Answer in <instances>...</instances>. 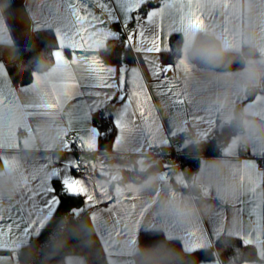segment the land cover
Here are the masks:
<instances>
[{
    "label": "crops",
    "instance_id": "0c3cea01",
    "mask_svg": "<svg viewBox=\"0 0 264 264\" xmlns=\"http://www.w3.org/2000/svg\"><path fill=\"white\" fill-rule=\"evenodd\" d=\"M101 2L105 0H0V45H30L33 33L44 29L52 30L55 35L57 32L70 33L80 27L79 15L99 12L98 4ZM197 2L201 10L208 14L215 13L229 0ZM231 3L229 10L234 13L228 22L231 32L205 27L191 34L187 41L181 36L182 50L179 56L187 52L189 62L197 69L188 84L191 102L173 113L167 101L153 97L151 104L155 106L156 116L148 128L157 138V145L165 147L172 138L179 137L184 125L189 123L193 139L183 140L178 145L180 151L186 152L187 146L203 143L214 131L220 132L229 125L237 108L242 106L243 126L229 138L221 152L217 155H201L197 168L188 177L176 166L161 163L159 158L147 155L149 148L141 150L137 144L140 133L136 131L123 133L120 146L114 148L112 142L110 151L101 150L99 141L95 150H85L86 158L92 165L95 164V168L91 176L84 177H90L94 186L99 183L109 194L114 195L119 189L122 194L135 196L130 201L134 208L119 224L114 223L115 214L111 217L101 214L100 219L94 220L91 212L95 209L89 210L91 227L103 247L108 264H135L139 235L145 231H161L167 239L178 240L185 250L183 242L193 239L191 230L195 227L212 230L204 250H214L216 241L221 237L238 240L252 237L248 247L253 250V258L242 264H264V177H261L264 176V169H259L261 163L264 166V160L261 162V158H264V103L249 102L246 96L249 88L257 87H261V90L254 96L264 94V0H231ZM168 4L164 18L166 25L179 19L177 0H168ZM160 5L161 0H149L141 7L139 14L146 16L149 10L158 9ZM107 11L109 9H105L101 15H106ZM132 23L135 24V21ZM113 27L119 31V25ZM113 27L98 25L93 30L90 44L86 45L88 50L77 55L96 57L105 66H117L105 61L102 55L110 41L117 38ZM197 33L222 37L225 46L230 47L229 53L243 54L242 66L213 70L197 65L188 54V46ZM231 33L236 35L235 43ZM121 34L126 37L125 32ZM133 53L137 59V54ZM165 62L170 60L166 57ZM0 63L7 77L5 84L0 85V101H3L0 105V212L7 215L18 203L15 198L23 187L25 177L33 172H41L45 166L50 169L48 174L55 172L56 168L64 172V166L75 160L73 148H65L66 131L73 132L72 129L77 126H85L82 134L91 136L95 113L114 106V121L119 106L115 102L108 103L110 90L85 87L90 83V73L83 62L72 63L69 60L58 67L54 61L48 70L37 72L34 77L54 85L62 93L63 108L54 110L49 116H41L33 106L42 104L44 97L28 90L32 82L14 85L6 65L2 61ZM135 63L133 65L145 70L146 74L145 66ZM76 83L80 85L78 88H69ZM80 92L89 94L77 105L76 97ZM184 108L201 115H211L214 123L208 126L203 121L193 122ZM81 109L92 112L86 125L82 124ZM69 119L72 125L68 124ZM170 128L176 133L174 137L169 134ZM116 135L115 128L113 141ZM165 165L171 167L170 175L167 181H162ZM142 174L146 176L140 178L144 176ZM135 175L138 180L134 178ZM197 184H202L203 188H198ZM96 191L98 193L99 190ZM238 199L245 203H238ZM179 203L186 208L183 213L175 210ZM98 207L103 209L106 205ZM142 210V215H134ZM102 221L108 227V233L104 236L101 235L105 227ZM121 228L126 230L121 232ZM130 233L137 234L135 242L130 238ZM15 257V251L11 258L5 253L0 264H21L20 258ZM77 257L83 258L79 254L68 255L66 264L69 258ZM199 264L222 263L215 255Z\"/></svg>",
    "mask_w": 264,
    "mask_h": 264
},
{
    "label": "snow or ice",
    "instance_id": "6c2138e0",
    "mask_svg": "<svg viewBox=\"0 0 264 264\" xmlns=\"http://www.w3.org/2000/svg\"><path fill=\"white\" fill-rule=\"evenodd\" d=\"M148 2L149 0H105L98 4L99 12H87L86 15H79V28L70 33H56L58 47L52 55L57 66L62 67L69 60L72 63L83 62L90 73L88 77L90 83L85 87L110 90L108 103L115 102L119 106L118 114L113 121L117 130L113 141L114 148L120 146L123 133L133 131L140 133L137 144L141 150L158 146L157 138L148 131L150 122L156 116L155 106L151 104L153 97L167 101L173 113L181 110L185 104H190L192 94L188 91V84L193 72L197 69L189 62L187 52L182 56L176 55L173 47L176 44V39L173 37L181 38L183 36L187 41L191 34L205 27H216L231 32L228 26L229 20L234 15L229 10L232 7L231 0L215 13L208 14L201 10L197 0H177L179 19L167 25L164 23V18L165 10L169 7L168 0H161L160 7L149 10L146 16L140 15L141 7ZM105 9H109V11L106 12V15H101ZM133 21L135 24L132 23ZM130 24L131 27H129ZM98 25H110L111 27L119 25V31L113 27L117 38H120L121 32L126 33L123 44L137 54L135 64L142 63L145 66L146 74L145 70L138 66H105L96 57L87 58L77 55V53H84L88 50L86 45L90 44L93 30ZM231 35L235 43L236 35L235 33H231ZM213 54V52H209V55ZM166 57L170 62H165ZM6 79L5 68L0 63V85H4ZM79 86V83H76L70 85L69 88L74 89ZM28 90L44 97L42 104L33 106L41 116H49L54 110L63 108L62 93L58 92L54 85L34 77L31 88ZM9 91L11 92V89ZM86 94L89 93H79L76 97L77 105ZM247 99L249 102L264 103V94ZM2 104L3 101H0V105ZM12 110L14 108L10 111ZM81 110L83 111V109ZM183 110L192 117L193 122L203 121L208 126L214 123V117L211 115H201L188 108ZM90 113L92 112L83 111V125L87 124ZM61 122L63 123V121ZM68 124L72 125L71 119ZM84 127L77 126L72 129L75 132V139L66 142L67 150L73 146L80 151L95 150L98 147L99 130L93 127L92 135L86 136L82 134ZM169 134L173 137L176 135L171 128ZM68 135L70 132L66 131V138ZM64 167V172H60L56 168L55 172L48 174L50 169L45 166L41 172H33L30 176L25 177L23 187L15 198L18 203L9 210L7 215L0 212V260L4 258L5 253L11 258L14 251L16 252L15 258L18 259L19 252L17 250L30 244L35 237L41 234L65 199L82 198L84 201L80 207L70 209L69 214L74 218H79L82 214L87 215L90 209H95L91 212L94 220L100 219L101 214L110 217L115 214L114 223L117 224L122 223L130 209L134 208V204L130 203L135 199L134 195L122 194L119 189L113 195L106 192L99 183L94 186L90 177H84L80 173V164L76 160ZM93 167L95 168V164ZM170 168L169 165H165V172L161 176L162 181L168 180ZM100 174L102 175V172ZM56 177L60 178L56 179ZM96 189L99 190L98 193ZM253 191L255 192V189ZM237 202L245 203L240 199ZM102 204L106 205L103 209L98 207ZM118 210H122V212ZM142 214L143 210L140 213H134V215ZM102 223H105V227L101 231V235L104 236L108 233V227L105 221ZM125 230V228L120 229L121 232ZM191 231L193 239L183 242L185 250L189 253L204 250L212 230L195 227ZM169 235L172 234L169 233ZM5 237H7L6 242ZM130 238L135 242L137 234L130 233ZM174 238L180 239L179 237ZM251 239L252 237L239 239L240 247L248 246ZM255 239H260V237H255ZM68 264H86V261L79 257L69 258Z\"/></svg>",
    "mask_w": 264,
    "mask_h": 264
},
{
    "label": "trees",
    "instance_id": "16d2710c",
    "mask_svg": "<svg viewBox=\"0 0 264 264\" xmlns=\"http://www.w3.org/2000/svg\"><path fill=\"white\" fill-rule=\"evenodd\" d=\"M124 39L125 35L121 34L120 38L110 41L108 47L102 51L105 61L118 67H129L135 63L134 53L124 46ZM173 39H176L173 47L179 56L182 50L181 38L177 36ZM57 47L56 35L52 30H39L33 33L30 45H0V61L6 65L14 85H28L35 73L46 71L54 64L52 53ZM194 61L202 68L213 70L237 68L243 64V54L228 53L219 63H208L199 59ZM259 90L261 87L249 88L247 98L253 97ZM113 108L114 106H108L94 115V127L99 130V147L103 151H110L112 147L115 131ZM243 118L242 106H239L229 125L220 132L214 131L207 141L191 144L184 151L198 156L219 154L229 138L242 128ZM197 165L198 162L195 163L193 171ZM137 177L134 176L138 180ZM82 204V198L65 199L43 232L19 251L21 264H66L65 258L71 254L82 255L87 264H108L103 247L91 227L89 213L82 214L79 218L69 214L71 208H78ZM215 255L222 264H242L243 261L253 258V250L248 246L240 247L238 239L221 237L216 241L214 250L189 253L178 240L167 239L161 231L153 230L140 233L135 264H199Z\"/></svg>",
    "mask_w": 264,
    "mask_h": 264
},
{
    "label": "built area",
    "instance_id": "2783aa9c",
    "mask_svg": "<svg viewBox=\"0 0 264 264\" xmlns=\"http://www.w3.org/2000/svg\"><path fill=\"white\" fill-rule=\"evenodd\" d=\"M66 142L75 139V132H70V135L66 138ZM193 139V130L189 123L184 125L183 131L179 137L172 138L168 146H157L154 148H149L147 150V155L155 156L159 158L162 162L176 166L178 169L184 171L189 177L193 172L195 163L198 162L200 156L192 154L191 152H182L178 149V145L183 140L191 141ZM75 154V160L80 164L79 171L83 176H91L94 173L93 165L85 156V151H80L75 146L72 147ZM264 158H261V162ZM259 169H264L261 163ZM77 174V173H75ZM198 188H203L202 184L196 185Z\"/></svg>",
    "mask_w": 264,
    "mask_h": 264
},
{
    "label": "clouds",
    "instance_id": "9594fccd",
    "mask_svg": "<svg viewBox=\"0 0 264 264\" xmlns=\"http://www.w3.org/2000/svg\"><path fill=\"white\" fill-rule=\"evenodd\" d=\"M213 55H209V52ZM230 52V47L225 46L222 37L216 34L197 35L188 46V54L193 59H199L208 63H219L223 61ZM175 210L183 213L186 208L182 203L176 205Z\"/></svg>",
    "mask_w": 264,
    "mask_h": 264
}]
</instances>
